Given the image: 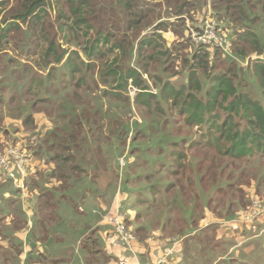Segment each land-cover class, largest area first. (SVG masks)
I'll list each match as a JSON object with an SVG mask.
<instances>
[{
  "label": "trees",
  "instance_id": "16d2710c",
  "mask_svg": "<svg viewBox=\"0 0 264 264\" xmlns=\"http://www.w3.org/2000/svg\"><path fill=\"white\" fill-rule=\"evenodd\" d=\"M175 2L179 3L175 12L178 19L191 7L186 0H18L16 9L8 16L13 21L7 27L0 25V32L5 35L13 32L21 42H29L40 36L46 46L44 58L50 53L57 58V67L46 76H38L29 89L30 93H36L40 86V98L48 96L45 99L47 105L52 103V94L61 95L74 87L86 90L81 92L83 101H77L75 95H64V99L67 103L76 102L77 107L92 99L88 90L92 93L99 92L94 99L102 104L99 109H88L85 106L81 115L77 113L71 128L58 126L56 130L51 129L52 138L44 140V147L39 146V151L36 152L39 157L45 147L49 152H56L51 157L55 168L47 176V180L49 183L60 182L62 190L72 183V178L81 181V175L77 174L84 171L79 169L85 158L83 155L81 157L83 145L92 143L99 153L103 145L97 149L96 141L105 140L110 147H125L123 142L120 146H113L111 141L112 138L128 135V125L117 131L115 124L119 121H115L114 112L103 110V103L118 100L110 106L131 112L129 79H133L134 87H137L136 83H140L141 87L137 88L142 94L137 95L135 104L145 112L149 107L151 113L147 120L160 125V142L145 146L147 140L143 138L148 137L141 135L146 132L137 135L135 144L138 145L133 148L132 154L137 158L147 157V162L139 161L137 167L128 168L130 170L123 190L128 195L136 193V201L147 209L159 205L158 210H164L156 219L152 218L154 213L141 215L136 212L138 219L141 220L140 217L143 216L149 225L165 226L172 232L171 236L175 235V240L185 242L200 229L203 218H207L210 224L237 219V213L252 204L253 192L247 189L253 185L258 189L259 195H264L261 192L264 187V59H258L252 67H242L247 58V50H244L246 44L257 51L259 56H264V34L253 24V21L264 22V0H220L227 15L241 18L240 24L244 31L237 30L236 38L232 37L233 54L237 58L225 61L219 57L213 63L208 57H204L203 62L198 63L203 69V77L199 71L191 77L185 76L181 81L179 78L173 81L172 77L180 75L177 71L168 74V79L160 76L151 84L144 79L143 72L153 77L173 70L175 64L170 65V69L159 64L153 73L149 64L162 61H154V54L147 58L148 50L144 52L143 58L142 51L147 45L151 47L156 44L158 54L167 58L171 52H160L157 47L159 42H154L152 37L148 41L144 39L145 44L140 46L135 47V42L147 27L159 20L160 13L157 15V12L161 4L171 6ZM51 12L55 13L54 18ZM33 25H37V28L34 29ZM167 26V23L160 22L156 29L160 32L163 28L167 30ZM110 27H115L118 34L124 36V41H121L123 38H118L115 42L113 32L109 31ZM13 30H19V33ZM59 38L64 43L68 42V47H63ZM81 52L88 60L84 59ZM114 54L117 58L112 63ZM131 63L135 67H131ZM97 64L101 67L99 70ZM166 64L168 63L164 62L162 65ZM57 71L66 74V84L62 80L56 82ZM23 76L24 69L20 80ZM101 83L106 88H102ZM56 85L59 89L54 91ZM115 85L117 91H111L109 86ZM155 88L156 95L152 92ZM155 96L158 98L148 104V100ZM55 111L53 108L52 112ZM65 116L63 113L60 118L65 119ZM164 126L175 130L167 131ZM147 130L150 131L149 128ZM114 132L115 135H112ZM126 161L125 167L128 165V158ZM9 162L14 163L13 158ZM53 188L57 189L55 186ZM138 190L144 192L142 197L137 196ZM16 195L18 197L13 198V202L22 199L18 189ZM47 197L48 195L40 194L36 198L35 212L31 217L26 216L31 208H26L22 202L23 205L19 206V211L14 215L12 229L27 236L31 230L28 226L30 220L34 224L33 228L45 230L44 239L48 238L47 223L56 221L59 216L55 213H58V208L52 206L51 199L43 201ZM27 201L32 203L33 199L27 198ZM174 207L179 212V218L175 217L177 221H174L172 213L167 212L168 208ZM46 208L50 210L46 211ZM0 213H3L2 218L5 219L7 214L4 209ZM21 214L24 215V220L20 219ZM167 215L170 216L166 217ZM125 220L128 231L133 234V222L126 217ZM110 227L111 233L113 226ZM34 233L35 231L33 239L43 241V238ZM0 235H3L1 231ZM5 238L9 239V236ZM35 244L37 246V242ZM12 245L15 257L20 262L24 243L21 238H16ZM218 249L222 256H232L235 251H231L228 244L225 248ZM1 250L2 247L0 260H3L4 251ZM82 250L88 253L86 259L90 264L94 263L95 254L100 253L90 234L83 241ZM25 259V263L30 260L28 256ZM36 261L43 262L41 259Z\"/></svg>",
  "mask_w": 264,
  "mask_h": 264
},
{
  "label": "rangeland",
  "instance_id": "374dc122",
  "mask_svg": "<svg viewBox=\"0 0 264 264\" xmlns=\"http://www.w3.org/2000/svg\"><path fill=\"white\" fill-rule=\"evenodd\" d=\"M186 1L191 7L178 19L175 12L179 3L175 2L171 6L162 3L161 8L157 12V15L160 13L159 20L147 27L135 42V47L137 45L140 46L141 44H145L143 42L144 39L148 41V39L152 37L151 39L154 42H159L157 47L160 52L162 50L171 52V55H168L166 58L160 55V53L158 54V51L155 49L156 44H153L151 47L146 44L147 47L142 51L141 57L144 58V52L148 50L149 53L147 58H150V55L154 54V61L158 59L162 61L149 64V68H152L151 70L153 73L156 72L159 64L167 69H170V65L175 64L173 70L170 69L169 72L161 73V75L155 74L151 77L149 73L143 72L144 79L150 81L151 84L153 81L159 79L160 76L163 77V79H168V74L177 71L180 72V75L172 77L171 79L173 81L178 78L181 81L185 76L191 77L199 71L203 77V69L198 63L203 62L204 57H208V60L213 63L216 62L219 57L225 61L237 58L233 54L232 37L236 38V35H238L237 30L244 31L240 24L241 18L239 16L230 17L227 15L220 0ZM17 3L18 0H0V25L2 27L9 26L13 21L9 20L8 16L12 15L17 7ZM51 15L53 18L56 16L55 13L52 12ZM160 22L168 24L166 27L167 30L163 28L162 31H157L156 26ZM206 23H211L216 26V35L222 42L220 46L205 48L202 45H198L193 40V31L204 27ZM253 24L259 29L260 33L264 34V22L256 23L253 21ZM24 28H26V26H24ZM33 28L36 29L37 25H33ZM57 28L59 29V27ZM13 31L19 33V30ZM109 31L113 32L115 42L118 38H123L121 41H124V36L119 35L115 27H110ZM59 41H61L63 47H68V42L64 43V40L61 38H59ZM82 43L84 45V38L82 39ZM45 47V43L40 36H37V38L29 42H21L13 32L9 35L0 32V210L4 209V212L7 214L6 218L3 219V213H0V231L3 234L0 235V248L2 247L1 251H4L3 260H0V264H84V258L88 256V253L83 252L81 249V242L86 234H90L95 240L100 238L98 234L102 232L103 228L102 225L99 226V224L102 223V216L106 214V209L108 207L113 206L114 208H119L118 205L120 207L124 206L136 210V212L141 215L154 213L155 215L152 216L154 219L157 217L159 218L164 211L158 210L157 206L159 205L147 209L144 205L136 201L134 196L136 193L128 195L127 192L123 190L126 175L128 170H130L128 168L137 167L139 161L147 162V157L139 156L140 158H137L132 154L133 148H136L138 145V143L135 144L137 135L140 132H146L141 135L143 137H148L143 138L147 140L145 146L157 145L160 142L158 140L160 125L153 124L147 120V116L149 117L151 113V111L148 110L149 107L146 108L147 112H145L139 109L140 106H138L137 103L135 104L136 99L142 93H140L141 90L137 88L141 87L140 83H136L137 87H134L132 83L133 79H129L131 85L128 90V95L131 98V112L119 110L110 106V104H116L118 100L103 103V110H109L115 113V121H119L118 124H115L118 128L117 131L128 125V135L123 138H112L111 141L113 146H120L123 142L125 147H110L105 143V140L100 142L96 141L97 149H100L103 145L102 151L99 153L94 149V146L91 145L92 143L89 144L91 146L83 145L81 148V157L84 156L85 158L83 164L79 166V169L84 171L79 172L77 175H81V181L87 179V185L82 188L79 184L70 183L66 187L67 191L60 190L58 193L57 191L59 188H53V185H55V187L59 185L58 182H54V184L49 183L47 176L50 175L51 171L55 168V165L51 162V157H53L56 152H49L48 148L45 147L44 150L41 151V153H43L42 156L39 157L36 155V152L39 151L38 147H44V140H47L48 137L52 138L51 129L54 128V130H56L58 126L66 129L71 128L73 121H75L78 115L77 113L81 115L85 106H87L88 109H92L91 107L99 109L102 104L94 100L99 92L92 93L90 90H88V93L91 95L92 99L88 100L85 105L77 107V103L74 101L67 103L64 99V95H75L77 101H83L81 92L86 90H81L76 87L63 92L61 95L52 94V103L49 105H47L45 101L48 96L40 98L42 96L40 86L38 92L30 93L29 89L37 81V78H39L38 76L44 74L46 76L49 71H53V69L57 67V58L54 57L53 53L48 54L44 58ZM73 49L76 48H71V50ZM78 49L81 51L79 47ZM244 50H247V58L245 62L242 63L243 68L252 67L255 61L264 59V56H259L257 51L255 52L253 48H250L249 44L244 46ZM82 55L85 60H88L84 53H82ZM116 58L114 54L111 60L112 63L116 62ZM164 62L168 64L162 65ZM90 63L89 66L92 65V61H90ZM218 64L222 65L223 63ZM131 67L135 66L131 63ZM100 68V65L97 64V69L99 70ZM23 69L24 76L20 80ZM61 80L66 84L68 81L67 76L65 73H59L57 71L56 82L59 83ZM82 85L86 87L84 83H82ZM101 85L102 88H106L103 83H101ZM109 88L111 91H117V85L109 86ZM121 88L123 89V87ZM57 89H59V86H54V91ZM156 91L157 89L155 88L152 92L156 95ZM122 94H124V92ZM157 98L158 97L155 96L149 99L148 104H151L152 101ZM53 108L56 110L55 112H52ZM58 112L60 114H58ZM63 113L66 114L65 119L60 118ZM103 123L106 124V121H103ZM147 128H149V132ZM164 129L167 131L175 130L166 128L165 126ZM112 135H115V132ZM117 143H119V145H117ZM87 146H89L88 150H86ZM12 158L14 163L9 162ZM127 158L128 165L125 167ZM145 171L147 172L146 169ZM88 176H92V179L87 178ZM77 186L82 188V190L85 188L88 190L82 193V195L76 194L74 191V194L68 192L69 189ZM17 189L21 192L22 199H16L15 202H13V198L18 197L16 195ZM247 190L253 192L251 202L258 200L260 204L264 205V195H259L257 193L258 189L256 186L253 185ZM261 192L264 194V187ZM40 194L51 195V197L44 198L43 200L51 199L53 203L52 206L60 208L59 220L57 219L56 221L47 223L46 228L50 233L49 239L47 243L44 242V239L42 242H39V246L43 245L40 246L38 250L35 249L36 244L32 233L26 236L24 246H22V258L19 262L15 257V249H13L12 245V243H15L16 238L19 239L21 237L20 232L12 229L14 225V223H12L14 215L19 211V206H22L23 203L26 208L29 207L30 203H28L27 198L28 200L29 198L36 199ZM60 194H64L65 198L69 197V200L59 201ZM143 194L144 192L137 191L138 197H142ZM100 198L104 201L100 202ZM172 204L170 205L174 206ZM49 210V208H46V211ZM167 212L170 214L172 213L171 215L174 221H177L176 218H179V212H177L175 207L168 208ZM55 213L58 214L57 212ZM28 215L31 217L32 211H29V213L27 212L26 216L28 217ZM168 216L170 215L166 217ZM19 217L21 220H24L23 214L19 215ZM140 218L142 221H145L143 216ZM30 223L31 221L29 220V227H31ZM210 223L207 218H203L200 223V229L187 239V243L190 244V252L192 253L191 258L185 257L189 264L191 262H193V264H207L208 262H212L211 264H227V261L233 259L231 255L222 256L220 253L217 252L216 254L213 251V248L218 251V247L225 248L227 244L229 249L232 247L231 251L236 247H240V252H245V250L242 249L251 247L247 249L253 251V254L248 259L249 263L264 264V219H259L253 222V224H247L237 217V219L233 220L234 227H229L231 223L226 222ZM206 226L208 228L211 227L208 232L205 229L202 230V228H206ZM108 229L111 231V227ZM35 230L36 236H38V231H42L37 228ZM93 230L96 232H92ZM246 230L247 233L244 232ZM233 235L236 237L235 241H238L237 244H234V242L232 244L234 239L230 237ZM5 236H9V239L5 238ZM44 236L45 234L42 232L40 238H44ZM12 238H14V240H11ZM175 243L178 245L179 243H183V240H175ZM100 247H102V244ZM211 250L214 253L212 256L204 255L200 257L197 255L198 252H207ZM174 252V248H170L166 252V255L169 254V260H171ZM2 254L3 253L0 252V256H2ZM25 255H30V259L34 255V260H29L28 263H24ZM95 256H97V254H95ZM35 258L41 259L43 262H36Z\"/></svg>",
  "mask_w": 264,
  "mask_h": 264
},
{
  "label": "crops",
  "instance_id": "0c3cea01",
  "mask_svg": "<svg viewBox=\"0 0 264 264\" xmlns=\"http://www.w3.org/2000/svg\"><path fill=\"white\" fill-rule=\"evenodd\" d=\"M105 169H107V168H105ZM87 178L92 179V176H88ZM86 180L77 181L75 178H72L71 182L73 184H76V185L79 184L83 188L88 183ZM58 184L59 185L57 186V188H59V190H58V193H59L60 190H62V189H60V187H59L61 183L58 182ZM54 186L55 185H53V187ZM82 188L77 186L75 188L69 189L68 192L72 193V194L78 193V194L82 195V193H84V192H86V190H88L87 188L82 190ZM64 190H66V188ZM73 191H74V193H73ZM90 194H92V193H90ZM49 197H51V196L48 195L47 198H49ZM60 200L61 201L69 200V197L65 198L64 194H60L59 195V201ZM43 201H46V200H43ZM101 201H104V200L100 198V202ZM36 202H37V200L33 199V202L29 204V207L31 208V209H29V211H32V216H33V213L35 212V203ZM118 207L119 208H114L113 206L112 207L110 206L106 209V211H107L106 213H108V212H122L125 215V217L128 218V220H130V222H133L132 228L134 230L133 235L135 236V240L131 243V246L129 248L112 247L109 243V240H108V234L110 232V230L108 228H110V227H109V225H107V223L105 221H103L104 220L103 219L102 223L99 224V226L102 225V228H103L102 232H100L98 234V236L100 238L99 239L97 238V240L94 239L95 240V246H96V248L98 246V249H99L98 251H100V253L97 254L96 258H94L95 261L93 264H118L120 262L125 263V264H156L157 261L160 258H162L170 248H174L175 252H174V255L171 257V261L168 262L167 264H189L186 261L185 257L191 258L192 253L190 252V244L187 243V241L183 242V243H179L177 245V243H175V235L174 236L170 235L172 232L169 230V228H165V226H155V225H151V224L149 225V224H147L146 221H142V220L137 218L136 210H132V209H130L128 207H124V206L120 207L119 205H118ZM59 210H60V208H58V216H59ZM29 211H28V213H29ZM102 218H103V216H102ZM233 220L226 222V223H231V225L229 227H234ZM51 222H53V221H49L48 223H51ZM30 224H31V230L29 231V234L30 233L33 234L34 231H35L34 234H36V230H35V228H33L34 224L32 225V222ZM206 228H208V227L206 226ZM206 228L203 227L202 229L204 230ZM37 229H40V228H37ZM40 230H42V229H40ZM46 230H47V234H48L49 230L47 228H46ZM44 231H40V232L38 231L37 232L38 237H40L42 235V232L45 234ZM92 232H96V231L93 230ZM244 232L247 233V230ZM49 235H50V233L48 234V238H46V241L43 238L45 243L48 242ZM20 236L19 237L21 238V240L24 243L26 240V236H24V235L22 236V234ZM87 237H88V234H86L85 238L81 242V249H82V243ZM176 237H179V236H176ZM230 238H233L234 244L235 243L237 244L238 241H235L236 237L234 235ZM34 241L37 242L38 240H36L34 238ZM39 242H42V241L37 242V246L35 248L36 250H38V248L43 245L42 244L39 246L38 245ZM101 244H102V247H100ZM250 248L251 247H246V248L242 249V250H245V252H243V251L240 252V247H236L234 249L235 251L232 255L233 259L229 260V262H227V264H250L248 259L253 254L252 250H247ZM213 251L216 254L218 252V251H215L214 249H213ZM33 253H35V252H33ZM33 253H31V254H33ZM240 253H241V255H240ZM212 254H214L212 252V250L207 251V252H198L197 253V255H199L200 257L204 256V255L212 256ZM34 255L31 257V259H30V255L28 256L31 261L34 260V258H33ZM36 260L37 259L35 258V261ZM25 261H26V259H24V263H25ZM194 262H196V261H194ZM211 263L212 262H208L207 264H211ZM84 264H90L88 262V260L86 259V257L84 258ZM190 264H193V262H191Z\"/></svg>",
  "mask_w": 264,
  "mask_h": 264
},
{
  "label": "built area",
  "instance_id": "2783aa9c",
  "mask_svg": "<svg viewBox=\"0 0 264 264\" xmlns=\"http://www.w3.org/2000/svg\"><path fill=\"white\" fill-rule=\"evenodd\" d=\"M193 40L198 45L220 46L221 40L216 35V26L211 23H206L204 27L193 31ZM238 218L244 223L253 224L259 219H264V205L258 200L238 213ZM104 221L113 226V232H109L108 240L114 247L129 248L135 240L134 235L128 231L125 215L119 212H108L103 216ZM169 254L160 258L156 264H167ZM125 264V263H118Z\"/></svg>",
  "mask_w": 264,
  "mask_h": 264
}]
</instances>
